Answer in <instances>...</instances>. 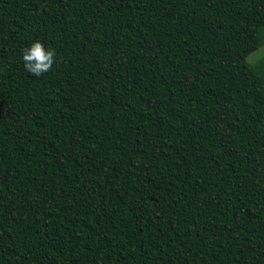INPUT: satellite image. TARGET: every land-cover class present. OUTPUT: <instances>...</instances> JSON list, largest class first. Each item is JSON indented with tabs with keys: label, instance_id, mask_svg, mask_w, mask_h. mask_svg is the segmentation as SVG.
<instances>
[{
	"label": "trees",
	"instance_id": "1",
	"mask_svg": "<svg viewBox=\"0 0 264 264\" xmlns=\"http://www.w3.org/2000/svg\"><path fill=\"white\" fill-rule=\"evenodd\" d=\"M263 29L264 0H0V264H264Z\"/></svg>",
	"mask_w": 264,
	"mask_h": 264
},
{
	"label": "clouds",
	"instance_id": "2",
	"mask_svg": "<svg viewBox=\"0 0 264 264\" xmlns=\"http://www.w3.org/2000/svg\"><path fill=\"white\" fill-rule=\"evenodd\" d=\"M22 59L28 74L33 77H41L52 69L55 63L56 53L40 41H35L24 49Z\"/></svg>",
	"mask_w": 264,
	"mask_h": 264
},
{
	"label": "rangeland",
	"instance_id": "3",
	"mask_svg": "<svg viewBox=\"0 0 264 264\" xmlns=\"http://www.w3.org/2000/svg\"><path fill=\"white\" fill-rule=\"evenodd\" d=\"M262 45L259 49L251 53L248 57V60L251 64L255 65L257 62L264 60V29L262 33Z\"/></svg>",
	"mask_w": 264,
	"mask_h": 264
}]
</instances>
